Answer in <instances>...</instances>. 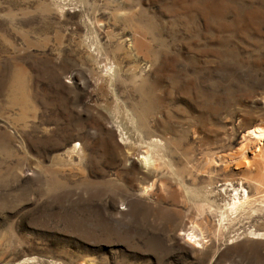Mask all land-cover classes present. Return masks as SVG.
I'll use <instances>...</instances> for the list:
<instances>
[{"label":"rangeland","instance_id":"obj_1","mask_svg":"<svg viewBox=\"0 0 264 264\" xmlns=\"http://www.w3.org/2000/svg\"><path fill=\"white\" fill-rule=\"evenodd\" d=\"M256 126L264 0H0V264H264Z\"/></svg>","mask_w":264,"mask_h":264},{"label":"bare ground","instance_id":"obj_2","mask_svg":"<svg viewBox=\"0 0 264 264\" xmlns=\"http://www.w3.org/2000/svg\"><path fill=\"white\" fill-rule=\"evenodd\" d=\"M249 135L253 138V140L255 142L254 143L255 144L254 153L259 152L260 149H261L260 146H261V144H263V141H264V127L256 126L255 128H253V129H251L249 131ZM261 156L264 158V155L261 154ZM242 157L244 158L243 161L237 162L236 163L237 166L238 165L240 166L241 164L246 165L248 163V160L245 159V156H242ZM143 161L145 163L147 161V158H143ZM242 190L245 192L244 189H242ZM247 197H248V195L246 193L244 194V198L242 200H240L238 196H235L234 197V201L229 206L230 211H234V210L240 209L243 206V203L247 199ZM223 217L224 216L221 214V221H223ZM219 230L220 229H218L217 232H216L217 235H219ZM185 236H186L187 239H189V241H192L196 246L201 245L205 241V239H204V231L201 228H199L198 226H195V225L191 226V228H189L186 231Z\"/></svg>","mask_w":264,"mask_h":264}]
</instances>
